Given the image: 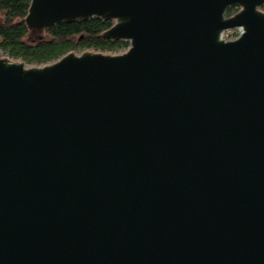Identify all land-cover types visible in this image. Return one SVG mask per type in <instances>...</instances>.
<instances>
[{
    "label": "water",
    "instance_id": "1",
    "mask_svg": "<svg viewBox=\"0 0 264 264\" xmlns=\"http://www.w3.org/2000/svg\"><path fill=\"white\" fill-rule=\"evenodd\" d=\"M263 2L30 0L129 44L0 56V264H264Z\"/></svg>",
    "mask_w": 264,
    "mask_h": 264
},
{
    "label": "trees",
    "instance_id": "2",
    "mask_svg": "<svg viewBox=\"0 0 264 264\" xmlns=\"http://www.w3.org/2000/svg\"><path fill=\"white\" fill-rule=\"evenodd\" d=\"M30 0H0V53L28 65H43L68 52L84 50L120 52L129 42L107 38L103 32L112 21L96 17L87 20L61 22L47 26L41 32L26 26L25 16ZM264 11V2L259 7ZM227 8L225 15L237 11Z\"/></svg>",
    "mask_w": 264,
    "mask_h": 264
},
{
    "label": "rangeland",
    "instance_id": "3",
    "mask_svg": "<svg viewBox=\"0 0 264 264\" xmlns=\"http://www.w3.org/2000/svg\"><path fill=\"white\" fill-rule=\"evenodd\" d=\"M241 32L240 28H231L226 29L222 32V38L223 39H233L235 38L239 33ZM0 56H6L3 53H0Z\"/></svg>",
    "mask_w": 264,
    "mask_h": 264
}]
</instances>
